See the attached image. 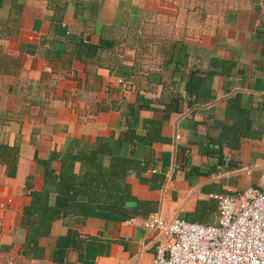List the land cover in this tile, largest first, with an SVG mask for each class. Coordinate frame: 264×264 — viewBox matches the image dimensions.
<instances>
[{
	"label": "crops",
	"instance_id": "1",
	"mask_svg": "<svg viewBox=\"0 0 264 264\" xmlns=\"http://www.w3.org/2000/svg\"><path fill=\"white\" fill-rule=\"evenodd\" d=\"M201 79L205 103L184 90ZM263 94L264 0H0V144L18 154L13 178L0 165V264H151L153 234L132 220L156 213L213 224V196L242 191L264 174V133L222 147L216 165L198 144L218 137V122L231 124L229 98L256 108ZM253 115L264 124V113ZM147 119L159 123L164 141L152 145L143 176L163 182L157 191L128 182L150 212L127 203V219L101 208L66 216L38 240V259L23 257L26 197L53 192L36 160L71 138L141 159L142 148L122 134L143 135ZM50 168L57 174L58 161Z\"/></svg>",
	"mask_w": 264,
	"mask_h": 264
},
{
	"label": "trees",
	"instance_id": "2",
	"mask_svg": "<svg viewBox=\"0 0 264 264\" xmlns=\"http://www.w3.org/2000/svg\"><path fill=\"white\" fill-rule=\"evenodd\" d=\"M184 90L193 94L197 102L205 103L210 98V92L202 79L185 84ZM254 113L259 116L264 113V94L256 108L241 105L238 95L229 98L224 109V119L231 124L218 122V137H206L203 144H198V154L213 159V165H216L222 147L237 149L240 137L260 139L264 133V124L256 121ZM142 126L143 135H137L131 129H126L122 134L124 143L142 148L141 159L113 155L106 142L85 143L71 138L66 141L61 152H51L47 159L36 160L43 169V184L52 186L53 192L31 191L26 197L19 218L22 236L19 252L23 257L38 259L42 253L38 240L48 236L52 222L66 216L92 217L93 210L101 208L121 219H127V203L143 208L145 216L150 212L148 203L136 199L132 194L128 179H135L138 185L149 191L160 188L163 177L152 174L146 178L143 171L153 160L152 145L164 139L159 134L158 122L147 119ZM17 155L15 147L0 144V165L4 166L6 177L15 176ZM54 160L59 163L57 174L50 168V162ZM78 165L83 167L81 173L76 169ZM202 206L203 203H198V210ZM59 253L62 254L61 251Z\"/></svg>",
	"mask_w": 264,
	"mask_h": 264
},
{
	"label": "built area",
	"instance_id": "3",
	"mask_svg": "<svg viewBox=\"0 0 264 264\" xmlns=\"http://www.w3.org/2000/svg\"><path fill=\"white\" fill-rule=\"evenodd\" d=\"M213 197V224L156 213L132 220L153 234L151 264H264V174L242 191Z\"/></svg>",
	"mask_w": 264,
	"mask_h": 264
}]
</instances>
